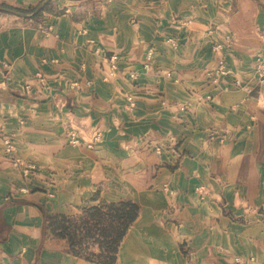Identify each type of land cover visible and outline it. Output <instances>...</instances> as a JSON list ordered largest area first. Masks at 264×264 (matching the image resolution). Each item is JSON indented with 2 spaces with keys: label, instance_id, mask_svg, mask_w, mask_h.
Instances as JSON below:
<instances>
[{
  "label": "crops",
  "instance_id": "1",
  "mask_svg": "<svg viewBox=\"0 0 264 264\" xmlns=\"http://www.w3.org/2000/svg\"><path fill=\"white\" fill-rule=\"evenodd\" d=\"M258 55L264 0H0V264H96L43 224L101 202L138 207L115 264H264Z\"/></svg>",
  "mask_w": 264,
  "mask_h": 264
},
{
  "label": "trees",
  "instance_id": "2",
  "mask_svg": "<svg viewBox=\"0 0 264 264\" xmlns=\"http://www.w3.org/2000/svg\"><path fill=\"white\" fill-rule=\"evenodd\" d=\"M137 215L138 207L133 203L101 202L77 216L45 215L43 235L61 243L75 257L115 264L120 242Z\"/></svg>",
  "mask_w": 264,
  "mask_h": 264
},
{
  "label": "built area",
  "instance_id": "3",
  "mask_svg": "<svg viewBox=\"0 0 264 264\" xmlns=\"http://www.w3.org/2000/svg\"><path fill=\"white\" fill-rule=\"evenodd\" d=\"M167 42L174 49H176L177 46H178L177 42L174 39H172V38H168ZM151 59H152V52L149 51L145 55L144 63L142 65V70H144V71H148L149 70ZM117 62H118V57L116 55H111L109 57V63H110V74L109 75L110 76L113 75V73L116 71ZM0 68L2 69V71L5 70L4 71V77L7 80L8 77H7V72H6L7 71L6 64H4V63H2L0 61ZM226 72L227 71L224 69L223 62H219L218 68L215 71H213V72H209L207 74V76L212 79L213 83H215L217 78L220 75L226 74ZM252 73H253V75L256 77V79L260 83H264V55H258L256 57L254 65H253ZM38 78H39L38 80L40 81V83H43V79L41 77H38ZM128 78L130 80H135L137 78V75L135 73H131V74H129ZM234 84H235L236 87L240 86V83L238 81H235ZM134 107H135V105H134L133 99L130 96H127V98H126V109L131 112V111H133ZM180 110L181 111H185L186 108L185 107H181ZM99 139H100V135L99 134H96L93 137L94 141H98ZM70 143L72 145L77 144L75 139H71ZM3 144H4V147H5V152L6 153H11L12 152L11 140L6 139V140L3 141ZM13 166L20 167L22 169V173L24 175H26V176L30 175L31 173H33L35 171V166L29 165V164L20 165L18 161L13 162ZM165 190L167 191V189H165ZM236 261L239 262V260H236Z\"/></svg>",
  "mask_w": 264,
  "mask_h": 264
},
{
  "label": "water",
  "instance_id": "4",
  "mask_svg": "<svg viewBox=\"0 0 264 264\" xmlns=\"http://www.w3.org/2000/svg\"><path fill=\"white\" fill-rule=\"evenodd\" d=\"M145 1H148V0H145Z\"/></svg>",
  "mask_w": 264,
  "mask_h": 264
}]
</instances>
